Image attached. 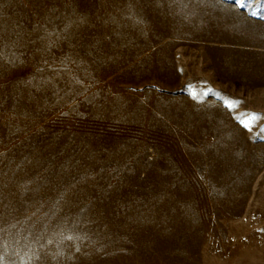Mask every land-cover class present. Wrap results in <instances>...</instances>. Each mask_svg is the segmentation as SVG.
Listing matches in <instances>:
<instances>
[{"label":"rangeland","instance_id":"1","mask_svg":"<svg viewBox=\"0 0 264 264\" xmlns=\"http://www.w3.org/2000/svg\"><path fill=\"white\" fill-rule=\"evenodd\" d=\"M0 264H264V0H0Z\"/></svg>","mask_w":264,"mask_h":264},{"label":"snow or ice","instance_id":"2","mask_svg":"<svg viewBox=\"0 0 264 264\" xmlns=\"http://www.w3.org/2000/svg\"><path fill=\"white\" fill-rule=\"evenodd\" d=\"M241 2L243 3V0H241Z\"/></svg>","mask_w":264,"mask_h":264}]
</instances>
